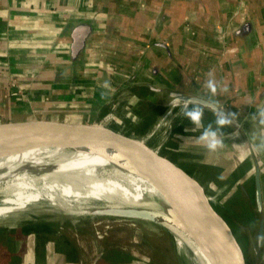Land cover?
I'll use <instances>...</instances> for the list:
<instances>
[{
	"label": "crops",
	"instance_id": "1",
	"mask_svg": "<svg viewBox=\"0 0 264 264\" xmlns=\"http://www.w3.org/2000/svg\"><path fill=\"white\" fill-rule=\"evenodd\" d=\"M168 90L236 113L264 198V0H0V122H96L115 98L147 133Z\"/></svg>",
	"mask_w": 264,
	"mask_h": 264
},
{
	"label": "rangeland",
	"instance_id": "2",
	"mask_svg": "<svg viewBox=\"0 0 264 264\" xmlns=\"http://www.w3.org/2000/svg\"><path fill=\"white\" fill-rule=\"evenodd\" d=\"M170 107L172 106L169 105L166 110ZM186 107H191V105H186ZM158 108L156 105L152 107L141 105L142 112H152L146 115L147 119L155 117L158 113H156ZM162 108L165 109L163 106ZM177 109H180V106L179 108L175 107L174 112ZM166 110L160 111L156 123ZM182 113L180 117L175 116L173 118L172 130L168 132L167 138L162 140V143L164 142L163 153L195 175L205 186L215 207L227 219L236 233L245 252L247 263L264 264V238L259 245L257 240L260 214L255 210L254 205L253 174L255 167L253 169L249 158V150H247L245 156L242 147H238L237 152L234 148L235 145L229 132L232 130L239 132L234 128L236 123L232 122L231 125L221 129L220 138L223 140V147L215 151H209L204 146V143L199 140L203 129L210 124L208 123L209 120L202 117L201 124L196 126L184 116V112ZM206 117L212 118L209 115H206ZM215 119L216 117H213L211 121L214 128L216 127ZM155 125L149 126V124H145L143 126H147L152 131ZM160 134H157L154 139L159 140ZM258 140H260L261 146H264L262 144L264 143V138H259ZM148 142L154 143L153 140H148ZM160 145L156 146L155 149H158ZM80 147L87 146L80 145ZM250 149L253 150L252 147ZM232 155L237 156L239 161L229 164L228 160L232 158ZM242 155H244V158ZM248 158L250 161L247 163ZM254 164L259 167L257 160ZM250 167L252 169L249 170L248 168ZM158 202H161L160 209L163 212L172 210L170 205L164 204L161 200ZM37 205L41 209L25 212L17 217L16 220H0V228L11 229L30 222H49L57 229L55 236L59 237L58 240L66 238L70 242L65 245L67 247L63 248L67 250H70L71 247L75 248L78 251V258L75 261H67L59 257L55 240H49L48 245L44 244L43 246V244H40L41 248L37 251L38 240L36 235L33 234L31 240H28V244L21 245L18 252H16L17 264H38L40 262L42 264H96L97 259L105 254H103L104 251L108 250H119V254L122 255V257L119 255L122 261L120 263L122 264H130L133 261L135 264H192L185 256L179 253L172 232L162 222L150 219L128 218L120 215L110 216V214H69L61 212L58 207L52 206L48 200H41ZM252 219L253 222L251 223ZM3 239L6 240L5 236ZM254 247L257 248V253L254 251ZM95 252L98 253L96 254ZM2 254L5 258L7 250L4 249Z\"/></svg>",
	"mask_w": 264,
	"mask_h": 264
},
{
	"label": "bare ground",
	"instance_id": "3",
	"mask_svg": "<svg viewBox=\"0 0 264 264\" xmlns=\"http://www.w3.org/2000/svg\"><path fill=\"white\" fill-rule=\"evenodd\" d=\"M186 105L168 108L146 141L162 132L156 145L159 146L171 132L173 118L180 117ZM179 106L180 109L174 112V108ZM229 135L236 143L242 140L247 146L236 130ZM82 146L87 147H36L0 157V220H16L25 212L38 211L41 207L37 204L41 200H48L61 212L75 215L103 208H145L159 215L156 221L162 222L172 232L179 253L192 264H213L203 246L213 256L224 257L219 247L211 245L215 240L209 233L198 229L190 221L187 228H180L169 220L158 201L177 210L175 204L136 167L132 156L105 146ZM252 165L254 167L253 162Z\"/></svg>",
	"mask_w": 264,
	"mask_h": 264
},
{
	"label": "water",
	"instance_id": "4",
	"mask_svg": "<svg viewBox=\"0 0 264 264\" xmlns=\"http://www.w3.org/2000/svg\"><path fill=\"white\" fill-rule=\"evenodd\" d=\"M168 105L181 104L205 106V110L224 107L197 94L168 90ZM110 112L96 122H70L58 119H26L0 122V157L28 149L45 146L97 145L113 148L133 157L136 167L149 178L176 206L177 210L165 212L169 220L180 228H187L189 221L198 229L209 233L215 240L211 245L220 248L223 256H213L203 246L213 264H248L243 247L232 226L215 207L205 186L186 168L163 153V143L133 129L118 109L115 98L108 102ZM214 113V112H213ZM235 122V121H233ZM131 125V126H130ZM253 195L255 210L260 214L258 245L264 238V198L259 167L254 164ZM253 167V168H254ZM94 214L120 215L156 220L159 216L145 208H103ZM167 218V219H168ZM199 241V240H197ZM201 244V242L199 241ZM254 251L258 250L254 247ZM221 257V258H220Z\"/></svg>",
	"mask_w": 264,
	"mask_h": 264
},
{
	"label": "trees",
	"instance_id": "5",
	"mask_svg": "<svg viewBox=\"0 0 264 264\" xmlns=\"http://www.w3.org/2000/svg\"><path fill=\"white\" fill-rule=\"evenodd\" d=\"M232 142L235 141L232 140ZM236 144H239L242 148H246V150H248L247 146L243 144L242 140ZM237 161H239L237 159V156L235 157L234 155H232V158L228 160V163H235ZM252 222L253 219L251 220V223ZM56 233L57 229L49 222H30L11 229L4 227L0 228V264H17L16 252H18L21 245H25L28 243L30 236H32L33 234L38 237L37 251H39V248H41L40 244H45V242H48L49 240H55L57 242V251H59L60 253H58L59 257H62L63 260L66 259L67 261L77 260L78 251L75 248L73 249V247H71V249L69 248L70 250L63 248L67 247L65 245L69 244L70 242L67 241L66 238H61L60 240H58L59 237L55 236ZM4 236L6 240L3 239ZM11 240H13V242H11ZM4 249L7 250L5 258L2 254ZM119 253V250L106 251L98 264H120V262H122L120 260V256L122 257V255ZM58 259L59 261L61 260L60 258ZM132 263L135 264L134 261ZM38 264L42 263L40 262Z\"/></svg>",
	"mask_w": 264,
	"mask_h": 264
},
{
	"label": "clouds",
	"instance_id": "6",
	"mask_svg": "<svg viewBox=\"0 0 264 264\" xmlns=\"http://www.w3.org/2000/svg\"><path fill=\"white\" fill-rule=\"evenodd\" d=\"M207 87L213 94L216 93V84L213 80L207 82ZM226 90V89H225ZM205 106L193 105L184 109V116L190 119L192 124L199 126L202 121ZM215 119L214 128L212 124H209L203 129L199 136V140L204 143V146L209 151H215L220 147H223V140L220 138L221 129L225 126H229L236 119V113L225 112L222 108L213 109ZM260 118V122L264 123V109H260L256 114Z\"/></svg>",
	"mask_w": 264,
	"mask_h": 264
},
{
	"label": "flooded vegetation",
	"instance_id": "7",
	"mask_svg": "<svg viewBox=\"0 0 264 264\" xmlns=\"http://www.w3.org/2000/svg\"><path fill=\"white\" fill-rule=\"evenodd\" d=\"M32 236H33V235H32ZM32 236H30L29 241L31 240ZM36 237H37V236H36ZM37 238H38V237H37ZM37 240H38V239H37ZM29 241H28V242H29ZM27 244H28V243H27ZM45 245H48V242H47V241L45 242ZM43 246H44V244H43ZM36 247H37V246H36ZM47 249H48V248H47ZM104 253H105V251L103 252V254H104ZM103 254H102V255H103ZM102 257H103V256H100V257L97 259V264L99 263V261L101 260ZM98 260H99V261H98Z\"/></svg>",
	"mask_w": 264,
	"mask_h": 264
}]
</instances>
